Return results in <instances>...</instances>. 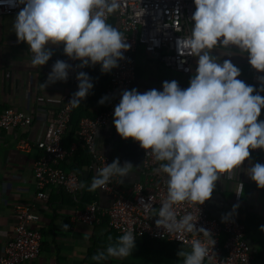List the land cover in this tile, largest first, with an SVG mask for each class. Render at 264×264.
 <instances>
[{
  "label": "clouds",
  "instance_id": "9594fccd",
  "mask_svg": "<svg viewBox=\"0 0 264 264\" xmlns=\"http://www.w3.org/2000/svg\"><path fill=\"white\" fill-rule=\"evenodd\" d=\"M9 7L23 5L13 23L18 42L27 45L32 53L31 65L40 68L48 63L52 46H62L69 59L79 61V68L100 65L102 73H109L125 59L130 50L122 32L107 22L109 15L121 7V0H0ZM192 27L188 37L177 41L178 48L190 49L198 57L195 73L187 88L176 80L164 81L162 90L139 92L124 90L114 108L113 124L118 135L139 143L147 156H152L157 173L167 177L166 198L161 207H152L141 199L145 212L157 217V228L168 233H189L201 238L191 241L190 250L177 253L181 264H214L215 239L204 227L197 228L199 216L192 213L179 215L177 206L203 205L210 199L221 177L235 176L250 149L264 150V120H258L264 109V76L262 87L238 79L241 70L225 59L212 55L218 47L247 55L248 63L257 72L264 73V0H194ZM178 10V9H177ZM231 57V55H225ZM71 65L57 60L52 66L44 89L58 81L66 82ZM78 90L68 106L78 108L94 85L89 75L80 71L76 75ZM51 103H62L63 97H48ZM105 96L98 103L104 104ZM131 162L120 165L115 159L97 170L90 185L81 182L78 187L89 192L103 189L112 177L122 182L133 169ZM245 173L264 189V164H250ZM243 189V184L240 183ZM238 205H234L232 213ZM232 213L222 216L226 222ZM68 228V225H64ZM264 231V225L260 227ZM98 251L91 259L104 264L108 258L123 259L135 248L136 236L132 231Z\"/></svg>",
  "mask_w": 264,
  "mask_h": 264
},
{
  "label": "crops",
  "instance_id": "0c3cea01",
  "mask_svg": "<svg viewBox=\"0 0 264 264\" xmlns=\"http://www.w3.org/2000/svg\"><path fill=\"white\" fill-rule=\"evenodd\" d=\"M195 10L194 7L193 13ZM17 14L0 16V115L5 109L13 108L29 114L33 122L32 126L26 128L0 129V256L4 254L14 234L16 206L32 205L40 215V220L34 227L42 233L41 253L37 259L21 264H95L91 257L106 249L110 243L108 237L111 236L112 242H115L120 235L107 222L94 227L74 219V214L92 201L107 208L112 203V197L99 189L93 192L82 189L77 195H70L62 187L49 185L44 190L48 199H39L34 175V165L40 156L36 143L60 108V103H51L48 97L62 96L64 93L73 95L78 90L75 75L79 61L65 56L62 46H52L53 55L48 63L40 68H33L30 63L32 53L25 43L18 42L12 28ZM109 23L120 28L118 17H112ZM191 27L192 21L190 31ZM212 55L220 57L221 63L230 59L241 70L238 79L257 90L262 87L259 78L264 73L253 69L248 63L247 55L239 53L234 46L231 49H213ZM197 59L198 57H194L192 71L187 74L165 67L139 45L136 52V77L130 90H162L163 82L172 80H176L181 88H187L195 73ZM57 60L71 65L68 79L44 89L41 84L47 81ZM81 71L89 75L94 87L81 105L74 109V118L63 138V145L69 149L77 144V149L61 166L66 172H77L81 181L90 185L95 173L89 170L90 157L88 158L83 144L77 141L75 133L81 117L95 116L107 107V101L104 104H99L98 101L104 97L112 71L102 73L100 65L85 67ZM259 94L264 96V92ZM258 120H264V109H261ZM97 147L99 154L108 157L111 163L118 158L121 166L126 161L133 165L129 176L124 177L122 182L120 177H114L124 191H128L135 183H146L148 174L142 168L144 150L132 139H122L116 132L113 119L99 131ZM255 163L264 164V150L259 154L250 152L249 159L244 161L235 176H222L207 200V205L210 215L219 219L232 213L233 206L238 205L232 214H237L246 225V238L255 255L253 264H264V231L260 230L264 225V189L258 188L245 173V169ZM240 183L243 184V189ZM65 224L68 228L64 227ZM181 248L190 250L177 243L138 238L131 255L123 259L110 257L104 264H181L177 255ZM205 264L210 262L205 261Z\"/></svg>",
  "mask_w": 264,
  "mask_h": 264
},
{
  "label": "built area",
  "instance_id": "2783aa9c",
  "mask_svg": "<svg viewBox=\"0 0 264 264\" xmlns=\"http://www.w3.org/2000/svg\"><path fill=\"white\" fill-rule=\"evenodd\" d=\"M22 7L23 5L9 7L6 3H0V16L18 13ZM194 7V0H121L120 9L108 16V23L112 17H118L119 30L131 47L124 53L125 59L119 61L118 67L111 72L103 93L104 97H108L107 107L95 116L82 117L77 126V141L89 153V170L95 175L99 168L111 163L108 157L99 154L97 135L114 118V108L119 103L122 92L130 90L135 81L138 46L142 45L148 55L167 68L187 74L192 71L194 56H191L190 49L178 48L177 41L190 35ZM76 69L77 75L81 68L76 66ZM76 75L75 82L78 83ZM62 97L56 116L46 125L36 143L40 156L34 165V175L39 190L38 198L43 200L48 199L44 190L49 185L62 187L70 195H77L82 190L78 187L82 182L80 175L74 171L66 172L61 166L77 149V144L69 149L63 145L75 108L68 106L72 94L64 93ZM32 122L29 114L13 108L5 109L0 115L2 130L30 127ZM22 144L26 145L25 142ZM250 152L259 154L262 150L250 149ZM157 167L158 162L152 156H147L144 150L142 168L148 174L145 184L138 182L124 191L119 181L112 177L108 185L99 189L112 197L111 205L103 208L97 201H92L83 210H77L74 219L94 227L107 222L119 235L125 230L132 231L136 240L147 238L190 248L191 241L201 237L189 233H168L163 228H157V217L153 212H145L140 204L141 199L148 202V198L152 196V207L159 209L160 202L166 198L167 177L157 173ZM15 211L17 221L14 234L4 254L0 256V264L25 263L37 259L41 253L42 233L34 227L40 220V215L32 205H18ZM177 212L179 215L190 212L199 216L196 227H204L212 233L216 241L213 248L216 254L214 264H253L255 255L246 238V225L237 214H232L226 222H222V219L210 215L207 201L199 206V211L198 206L184 204L177 206Z\"/></svg>",
  "mask_w": 264,
  "mask_h": 264
},
{
  "label": "trees",
  "instance_id": "16d2710c",
  "mask_svg": "<svg viewBox=\"0 0 264 264\" xmlns=\"http://www.w3.org/2000/svg\"><path fill=\"white\" fill-rule=\"evenodd\" d=\"M73 118H74V114H73L72 120H73ZM81 118H82V117H81ZM81 118H80V119H81ZM79 121H80V120H79ZM79 121H78V123H79ZM78 123H77V124H78ZM76 130H77V129H76ZM75 134H76V133H75ZM76 138H77V137H76ZM80 144H81V143H80ZM83 146H84V145H83ZM85 150H86V148H85ZM86 153H87V156H88V158H89L90 156H89V153L87 152V150H86Z\"/></svg>",
  "mask_w": 264,
  "mask_h": 264
}]
</instances>
